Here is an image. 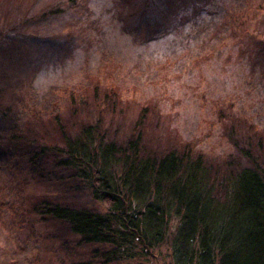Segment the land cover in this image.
Here are the masks:
<instances>
[{"label":"rangeland","instance_id":"obj_1","mask_svg":"<svg viewBox=\"0 0 264 264\" xmlns=\"http://www.w3.org/2000/svg\"><path fill=\"white\" fill-rule=\"evenodd\" d=\"M61 2L0 0V32H15L20 18L23 30L0 54V106L11 122L0 127V264H105L98 248L78 246L76 237L35 213L52 192L12 153L9 137L25 127L102 121L110 137L112 127L124 126L126 136L140 123L153 153L188 147L219 167L248 166L243 142L237 147L235 140L252 136L251 149L257 154L262 142L264 161V56L257 52L264 0H153L142 25L136 5L78 0L77 14L33 21ZM52 136L50 145L60 147ZM106 264L173 260L163 245L149 259Z\"/></svg>","mask_w":264,"mask_h":264},{"label":"trees","instance_id":"obj_2","mask_svg":"<svg viewBox=\"0 0 264 264\" xmlns=\"http://www.w3.org/2000/svg\"><path fill=\"white\" fill-rule=\"evenodd\" d=\"M62 1L33 21L79 13L78 0ZM123 1L131 8L136 5V21L142 25L153 0ZM16 8L18 4L12 5ZM20 19L15 32H0V54L7 53L11 40L22 38ZM148 30L156 31L153 26ZM257 52L264 56L263 40ZM6 111L0 106V127L6 121L11 125ZM103 128L102 121L59 122L49 131L15 128L9 137L17 161H26L32 179L51 188L34 206L42 222L62 227L80 247L98 248L95 254L105 264L149 259L163 245L170 246L173 264H264V161L258 154L262 142L254 154L253 137L237 136L235 145L243 142L240 150L249 165L229 162L219 167L188 147L153 153L144 124L126 136L122 125L112 127L110 137ZM52 135L60 147L50 145Z\"/></svg>","mask_w":264,"mask_h":264}]
</instances>
